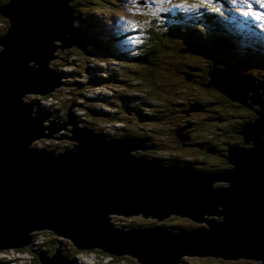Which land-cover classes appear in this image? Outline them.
Listing matches in <instances>:
<instances>
[{"label": "water", "instance_id": "obj_1", "mask_svg": "<svg viewBox=\"0 0 264 264\" xmlns=\"http://www.w3.org/2000/svg\"><path fill=\"white\" fill-rule=\"evenodd\" d=\"M69 2L0 4L7 22L0 34V251L30 245L32 233L50 231L78 250L137 264H177L184 255L254 258L264 264V99L257 91L264 82L253 83L235 68L209 70L220 92L260 108L239 132L252 146H230L224 158L231 168L224 173L155 165L133 153L149 146L79 127L72 114L42 126L22 97L58 86L48 61L58 48L81 42ZM66 124L72 126L70 149L56 155L30 145ZM219 182L225 185L216 186ZM135 213L162 219L175 214L208 226L184 233L158 226L122 231L110 218ZM60 249L61 243L51 255H38L39 262L75 264Z\"/></svg>", "mask_w": 264, "mask_h": 264}, {"label": "trees", "instance_id": "obj_2", "mask_svg": "<svg viewBox=\"0 0 264 264\" xmlns=\"http://www.w3.org/2000/svg\"><path fill=\"white\" fill-rule=\"evenodd\" d=\"M98 1L114 3L116 0H72L70 2L69 5L74 10L72 15L74 27L82 35L80 46L62 52L57 51L58 59L56 58V60L62 64H66L68 58L75 55L79 60L77 72L80 74L86 71L82 60L85 61L87 57L94 59L103 57L106 60H114L117 64L116 68L112 65H109L108 69L103 68L101 74L105 75L93 73L95 75L91 78L86 76L84 77L85 80L75 83L74 90L79 88L82 91L96 84L107 86L114 91L111 101L113 111L106 112L90 108L91 111H88V117L82 116L83 119H79L84 121L83 124L79 123V127L89 128L106 136H121L124 139L137 140L149 146L150 149L139 151L134 156L143 157L161 167L179 166L195 172H227L231 166L224 156L229 147L233 145L243 148L252 146L244 143L243 136L239 132L244 124L253 122L257 118L255 111L260 108L250 99H243L238 102L220 92L213 86L208 73L211 68H225L224 70L235 68L239 72L244 68H248L246 72L240 73L252 79H257L252 71L264 70V15L262 19L255 15L237 17L232 11L234 9L225 7L227 4L233 3L232 1L224 4L223 0H201L195 3L190 2L188 8L182 6L178 9L174 7L165 9L162 13L163 22L152 25V29L148 25L142 32L143 35L137 39L126 40L128 35L125 32L131 29H119L118 33H114L109 27H105L100 32L96 29L95 15L91 14V11L83 12L88 6L95 5ZM157 1L162 2V0ZM165 1L169 2L171 0ZM150 35H153L154 41L151 39L148 42V36ZM126 41H133L131 48H124L127 46ZM239 41L250 42V44L241 47L238 45ZM116 42L123 43L124 47L116 46ZM173 50L179 55L176 60L168 57V55H173L171 52ZM260 76L264 78V71L261 72ZM136 80L139 85L133 87L131 82ZM171 82H178V86L181 87L175 90L176 95L169 91V85L175 87V84H171ZM113 85L119 86L125 91H129L130 88L133 91L137 90L140 92V96H121L120 91L112 87ZM201 92L207 96L195 98L192 104L185 102L184 94L197 95ZM61 100L59 99L58 102H61ZM124 101L129 102L131 105L124 104ZM33 102H36V100L27 102V104L32 105ZM189 106L198 110L211 109L213 114L210 116L213 122L206 123L204 119L199 118H197V121L195 119L175 121L170 118L171 115L179 112L187 114ZM232 106L245 110L246 116L240 118L235 125H232L233 134L230 136L229 141L215 147L213 142L214 127H219L223 132L229 131L227 117L233 113ZM61 111L62 116L66 115L64 109H61ZM34 113L44 116L49 111L35 109ZM92 117L93 119H91ZM100 120L118 121L121 125L114 127L112 134H109L95 126ZM200 125L203 127L202 132L195 133L196 127ZM236 130H238V134H235ZM197 134L200 135L198 139L194 137ZM168 138H176L182 147L198 146L203 148L207 153H210L209 156L215 157V163H206L204 165L206 168H198L199 165H195L197 158L182 157L179 152L169 150L168 148L171 145L167 142L168 140H165ZM32 147L56 155L71 148L70 145H55L51 149ZM206 152L203 151V153ZM223 185H225L223 182L216 184V186ZM187 219H185V222L174 221L168 222V224L163 223V225L158 223L144 225L134 220L130 229H149L158 226L171 233H184L194 229L207 230L208 225H202L192 219L189 222ZM118 230L125 231L124 229ZM46 233L48 236H46ZM49 235L50 238H48ZM38 237H43L44 242L40 246H34V241ZM59 240L50 231L34 232L32 233V244L13 249L20 252H29L31 254V264H37L40 263L38 255H51L57 248ZM69 243L61 249L76 264L75 254L82 250H78L71 242ZM205 258L215 259L221 261V263L192 262L186 257H180L177 264H187V262L190 264L228 263L226 259L221 257L207 255ZM250 260L252 263L249 264H257L253 262V258ZM0 264H5V262L0 259Z\"/></svg>", "mask_w": 264, "mask_h": 264}, {"label": "rangeland", "instance_id": "obj_3", "mask_svg": "<svg viewBox=\"0 0 264 264\" xmlns=\"http://www.w3.org/2000/svg\"><path fill=\"white\" fill-rule=\"evenodd\" d=\"M8 0H0V4L7 2ZM72 0H70L71 2ZM200 2L201 0H171L169 2H166L165 0H162V2H158L157 0H116L114 3L110 1H98L95 5L88 6L86 9L83 10V12L91 11L90 13L95 15L96 20V29L100 32L103 31L105 27H109L114 33H118L119 29L128 28L131 29L130 31H126L125 34L128 35L126 37V40H133L137 39L138 37H141L143 34L142 32L144 29L150 25L152 29V25H157L158 22H163V11L167 8L174 7L175 9H178L182 6H186L187 8L191 3ZM224 4H226L228 1H232L233 3L227 4L225 7L229 9H234V15L237 17H246V16H257L260 19L263 18L264 15V7L261 6L262 2L264 0H223ZM69 2V4H70ZM237 3V4H234ZM223 4V6H224ZM222 6V7H223ZM227 17L229 15H226ZM260 23V22H258ZM74 24V22H73ZM6 19L0 15V33L2 34L6 27ZM234 31V30H233ZM149 40L148 42L153 39V35L148 36ZM57 41V40H56ZM243 41V40H242ZM239 41L238 45L243 47L250 44V42L245 43ZM133 41H126V47L123 46V43H117L116 46H123L125 49H129L132 46ZM236 42V41H235ZM255 42V41H254ZM57 44H60V42H56ZM237 44V42H236ZM79 45H73L71 47L67 48H58L60 52L66 50V49H72L74 47H78ZM251 46V45H250ZM253 47V46H252ZM171 49V48H169ZM54 51V56L57 58V51ZM172 50V49H171ZM257 51V50H256ZM173 55H168L169 58H173V60H176L178 58V53L173 50L171 51ZM50 59L48 61V66L56 71L58 73L59 77V85L56 86L53 90L46 94H35V93H28L24 94L23 101L25 103L34 101L32 104V110L31 113L36 118H41L42 126H48L53 120L62 123L67 120L68 115L72 114L75 121L80 124H83L84 121H80L79 119H83L82 116H85V118L88 117V111L90 108H96L100 109L106 112L113 111V107L111 105L112 96L114 94V91L107 87V86H100L94 84L93 86L89 87L85 90H79V88H75L76 82H81L85 80L84 77L88 76V78H91L92 76L96 75H105L101 74V70L108 69L109 65H112L114 68H116V62L114 60L105 59L103 57L94 59L92 57L85 58V61L82 60L83 67L86 69V71L83 73H78V65L79 60L76 58L75 55H71L68 58V61L66 64H62L58 60ZM58 59V58H57ZM204 65V64H202ZM94 66V67H93ZM205 66V65H204ZM57 68V69H56ZM220 69V70H224ZM248 68L242 69L240 72H246ZM245 70V71H244ZM259 72H256L255 70L252 71L254 74V77L259 79H253V83H257L258 81H263L264 78L260 76L262 69H259ZM95 73V74H93ZM171 84H175V87H172L169 85V91L173 92L176 95L177 89L181 88L178 86V82H171ZM131 85L134 87L136 85H139V83L136 81H132ZM112 87H115L117 91H120L121 96H133L137 95L140 96L139 91H133L131 88L129 91L122 90L121 87L113 85ZM258 92H262L261 98H264V89H257ZM45 96V97H43ZM61 97V102L53 103L49 102V98H57ZM207 95L204 93H198L197 95H191L189 93L184 94L185 102L192 104L193 100L198 97H206ZM36 98V99H35ZM64 100V101H63ZM124 104L131 105L129 102L124 101ZM48 108V109H47ZM233 113L229 114L227 117V121L229 122V131L223 132L219 129V127H214V137L213 142L215 147L218 145L224 144L227 141H229L230 136L233 134V126L235 125L237 121L240 120V118H244L246 116L245 110L239 108V107H233ZM47 110L49 111L48 114H45L44 116H41L39 114H35L34 110ZM61 109H64L66 112V115L62 116ZM243 112V113H242ZM213 113L211 112V109H205V110H198L194 109L192 106L188 107V113L185 114L184 112L175 113L170 116L171 119L175 121L179 120H187V119H195L197 121V118L204 119L206 123L213 122L210 115ZM64 117V118H63ZM51 119V120H50ZM93 119V117L91 118ZM219 123V122H215ZM87 124V123H85ZM88 125V124H87ZM121 123L118 121H111V120H100L96 123V127H99L101 130L112 134V130L114 127L120 126ZM89 126V125H88ZM71 124L64 125L60 130L55 131L51 133L47 137H39L35 140H33L30 145L35 147H46L48 149L54 148L55 145L63 146V145H70L72 147V141L68 139L70 132L69 129L71 128ZM203 127L200 125L199 127H196L195 133L202 132ZM205 129V128H204ZM183 130V129H182ZM99 131V130H98ZM235 134H238V130H236ZM196 139L200 137V135L194 136ZM117 138H121V136H117ZM171 146L168 148L169 150H175L180 153L182 157H191V158H197L195 165L198 168H206V163H215V157L209 156L203 148H200L198 146L193 147H182L178 142L176 138H168L165 139ZM184 143V142H182ZM58 149V147H56ZM60 148V147H59ZM62 151V149H60ZM146 149H144L145 151ZM142 151L141 149L137 150ZM206 152V153H203ZM213 152V151H212ZM135 155L137 152H133ZM159 155V154H158ZM227 155V153H226ZM206 162H205V161ZM194 161V160H193ZM194 167V166H193ZM220 183V182H219ZM121 214L117 215H110L111 219L116 223L115 227L116 229H126L125 231L130 230L131 223L128 225L129 221H126V224H124L125 219L129 220V217H131V220H135L139 222L140 224L144 225H154L156 223H163V222H185L188 217H180L179 215L170 214L167 217L162 218H152V217H144L141 214H129L127 216ZM135 215V216H134ZM115 216V217H114ZM122 220H119V217ZM124 216V217H123ZM133 216V217H132ZM140 216V217H139ZM171 216H173L171 218ZM136 217V218H135ZM213 217L211 215L207 216V218ZM147 218V219H146ZM169 218V219H168ZM155 220V221H154ZM189 222H191L190 219ZM159 221V222H158ZM155 222V223H154ZM154 223V224H153ZM205 225V224H202ZM46 232V231H41ZM46 236L48 234L46 233ZM50 238V235L49 237ZM56 246V244H54ZM89 251V250H84ZM94 251V250H91ZM98 252V251H94ZM101 253V252H98ZM183 257H186L188 260H191L192 262L195 261H201V262H208V263H217L221 261H217L215 259L211 258H205V256H187L184 255ZM242 258V257H241ZM76 264L82 259L81 256H76ZM120 258H117L118 260ZM227 264H249L252 263L250 258H242L241 260H227ZM257 264H259L257 261H253ZM135 264L134 262H132ZM40 264V263H37ZM79 264V263H78Z\"/></svg>", "mask_w": 264, "mask_h": 264}, {"label": "built area", "instance_id": "obj_4", "mask_svg": "<svg viewBox=\"0 0 264 264\" xmlns=\"http://www.w3.org/2000/svg\"><path fill=\"white\" fill-rule=\"evenodd\" d=\"M61 99V97L49 98V102L56 103ZM44 242L43 237H38L34 241V246H40ZM81 256L82 259L78 262L79 264H128L123 259H114L111 255L99 254L94 251H80L75 254L76 256ZM0 259L5 262V264H31V254L29 252L15 251L13 248L0 252Z\"/></svg>", "mask_w": 264, "mask_h": 264}, {"label": "flooded vegetation", "instance_id": "obj_5", "mask_svg": "<svg viewBox=\"0 0 264 264\" xmlns=\"http://www.w3.org/2000/svg\"><path fill=\"white\" fill-rule=\"evenodd\" d=\"M120 217H121V215H120ZM119 217V220H122L121 218ZM126 221L128 222L129 221V223L128 224H130V222H132V220H131V217H129V220H127V219H125V221H124V224H126ZM134 221V220H133ZM112 222H113V224L115 225L116 223L112 220ZM163 223H165V224H168V222H163ZM163 223H158V224H162L163 225ZM164 229V228H163ZM59 243H61V248L62 247H64V246H67L68 244H70L69 243V241L68 240H61V241H58V244ZM53 245V244H52ZM72 245V244H71ZM54 247V246H53ZM90 251V250H89ZM99 254H103V253H99ZM114 259H117V257H114V256H112ZM222 258V257H221ZM124 260V259H123ZM227 260H229V259H226V261ZM128 264H133L132 262H130V261H127V260H125ZM135 264H137V263H135ZM187 264H190L189 262H187Z\"/></svg>", "mask_w": 264, "mask_h": 264}, {"label": "bare ground", "instance_id": "obj_6", "mask_svg": "<svg viewBox=\"0 0 264 264\" xmlns=\"http://www.w3.org/2000/svg\"><path fill=\"white\" fill-rule=\"evenodd\" d=\"M93 22V21H92ZM94 67V66H93ZM48 109V108H47ZM117 138V137H116ZM119 139H124V138H119ZM226 157H228V150H227V155H225ZM138 214H141V213H138ZM143 215V214H142ZM122 216V215H121ZM135 216V215H134ZM149 216V215H148ZM152 216V215H151ZM115 217V216H114ZM119 217V216H118ZM124 217V216H123ZM133 217V216H132ZM140 217V216H139ZM173 216H171V218H172ZM181 217V216H180ZM136 218V217H135ZM113 219V218H112ZM127 219V218H126ZM147 219V218H146ZM169 219V218H168ZM206 219V218H205ZM155 221V220H154ZM159 222V221H158ZM155 223V222H154ZM153 223V224H154ZM195 223V222H194ZM202 224H205V225H207V223L206 222H204L203 221V223ZM125 230V229H124ZM33 246V245H32ZM242 258L241 257H239V258H237L236 260H241ZM250 259H252V258H250ZM229 260H233V259H229ZM253 260L254 261H257L259 264H262V261L261 260H255L254 258H253Z\"/></svg>", "mask_w": 264, "mask_h": 264}, {"label": "snow or ice", "instance_id": "obj_7", "mask_svg": "<svg viewBox=\"0 0 264 264\" xmlns=\"http://www.w3.org/2000/svg\"><path fill=\"white\" fill-rule=\"evenodd\" d=\"M261 6L264 7V2H262Z\"/></svg>", "mask_w": 264, "mask_h": 264}]
</instances>
